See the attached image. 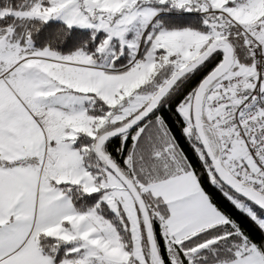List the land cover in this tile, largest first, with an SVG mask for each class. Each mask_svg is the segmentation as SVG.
Listing matches in <instances>:
<instances>
[{"label": "snow or ice", "instance_id": "6c2138e0", "mask_svg": "<svg viewBox=\"0 0 264 264\" xmlns=\"http://www.w3.org/2000/svg\"><path fill=\"white\" fill-rule=\"evenodd\" d=\"M0 264H264V0H0Z\"/></svg>", "mask_w": 264, "mask_h": 264}]
</instances>
